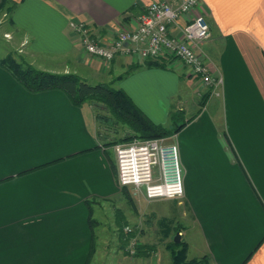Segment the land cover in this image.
I'll return each instance as SVG.
<instances>
[{"label": "crops", "instance_id": "1", "mask_svg": "<svg viewBox=\"0 0 264 264\" xmlns=\"http://www.w3.org/2000/svg\"><path fill=\"white\" fill-rule=\"evenodd\" d=\"M154 1L182 0H10L0 7V62L11 57L121 89L155 125L181 127L165 139L177 146L184 191L179 200L149 201L120 187L114 147L124 143H111L129 129L99 119L107 116L103 107L72 105L61 91L27 92L0 63V264L111 263L96 243V209H112L118 264H171L170 255L151 261L159 250L146 241L153 219L165 242L180 234L188 261L264 264V0H200L190 15L209 26L210 38L195 49L221 80L217 88L177 62L88 57L69 28L84 22L111 38L136 27ZM155 62L162 66H148ZM123 201L126 214L114 209ZM136 236V257L128 258Z\"/></svg>", "mask_w": 264, "mask_h": 264}, {"label": "built area", "instance_id": "2", "mask_svg": "<svg viewBox=\"0 0 264 264\" xmlns=\"http://www.w3.org/2000/svg\"><path fill=\"white\" fill-rule=\"evenodd\" d=\"M200 5V0H182L174 5L167 1L150 3L138 18L133 29H121L111 38L97 34L84 22H69V28L79 38L84 53L103 63L117 55L136 57L141 61L177 62L189 70L199 82L217 88L220 79L212 77L204 58L196 47L210 38L205 18L190 16ZM188 18L179 26V21ZM179 27L180 35L173 34ZM117 178L120 187L141 191L149 200H179L183 197V183L175 144L165 138L153 140L134 139L114 147ZM129 232V229H126ZM132 241V240H131ZM128 252L134 254L135 242Z\"/></svg>", "mask_w": 264, "mask_h": 264}, {"label": "trees", "instance_id": "3", "mask_svg": "<svg viewBox=\"0 0 264 264\" xmlns=\"http://www.w3.org/2000/svg\"><path fill=\"white\" fill-rule=\"evenodd\" d=\"M9 1L10 0H1L0 7H4ZM0 63L16 82L29 93L58 90L76 107H81L85 104L94 107H103L109 119L107 116L98 115L99 119L109 120L115 125L127 127L130 132V134L125 135L120 140L114 141L111 145L126 143L134 139L153 140L168 138L176 134L179 128H181L178 127L175 130H169L162 126L155 125L121 89H114L104 84L90 85L72 74H52L38 71L30 66L18 64L11 57H8ZM148 66L162 65L155 62L148 64ZM124 192L127 193L126 191ZM93 224H95V221L90 215V227ZM176 232L180 231L176 230ZM130 240L131 238L127 239V241ZM167 250L170 254L171 264H209L207 259L188 261L186 258L187 246L183 241L178 244L174 243V241L170 242L167 246ZM85 264H89V258Z\"/></svg>", "mask_w": 264, "mask_h": 264}, {"label": "rangeland", "instance_id": "4", "mask_svg": "<svg viewBox=\"0 0 264 264\" xmlns=\"http://www.w3.org/2000/svg\"><path fill=\"white\" fill-rule=\"evenodd\" d=\"M0 21H2V15L0 16ZM0 33H1V30H0ZM116 127H114V130L118 131L119 128H116ZM118 127H121V125H118ZM118 133H120V132H118ZM121 136L122 135L120 133L118 137H121ZM131 196H132L133 199L135 198V197H133L132 194H131ZM114 206H115L114 209L115 208L118 209L121 213H125L126 214V212L128 210V204H127L126 201H123L122 203L115 202ZM95 219H97L99 224H100V228L98 230V241H96L98 247H100V248L101 247H106L107 251L106 250H101V252L103 254H105V253L111 254V256L109 257L111 263H108V264H118L116 256L119 255L118 254L119 250H118V246H117L119 240H118L117 227L115 226L114 214H112V209H109L108 211L103 210V209L102 210L100 209V211H98V209H96V211H95ZM135 232H137L136 229H135ZM143 232H144V230H143ZM146 232H147V234H146L147 240L146 241L153 242L154 245L159 247V250H157L156 255H154L152 257L153 259L151 261H154V259L158 260L159 259V254H163L166 257L167 256L169 257L170 254H169V252H168V254H166V252L164 251L166 249H164V247L167 244L169 245V243L174 240L175 235L172 237V241H171V239L167 238L168 240L165 242V240L162 237V235L159 232H157V230L155 228L154 219L151 220L150 224L146 227ZM144 234H145V232H144ZM135 238H136V240H132L131 242L139 243L138 242L139 239L137 238V236ZM135 246H137V245H135ZM125 255L128 258H135L136 257L134 254H130V252H128V249L125 251ZM98 264H106V259H104V260L100 259L98 261ZM152 264H154V263H152Z\"/></svg>", "mask_w": 264, "mask_h": 264}, {"label": "water", "instance_id": "5", "mask_svg": "<svg viewBox=\"0 0 264 264\" xmlns=\"http://www.w3.org/2000/svg\"><path fill=\"white\" fill-rule=\"evenodd\" d=\"M174 243H176V244L180 243V234L179 233H177L175 235V237H174Z\"/></svg>", "mask_w": 264, "mask_h": 264}]
</instances>
